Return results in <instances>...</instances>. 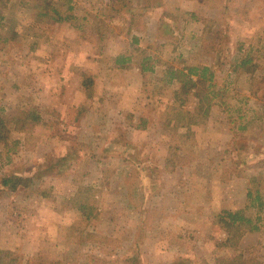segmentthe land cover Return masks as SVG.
<instances>
[{
	"label": "rangeland",
	"instance_id": "obj_1",
	"mask_svg": "<svg viewBox=\"0 0 264 264\" xmlns=\"http://www.w3.org/2000/svg\"><path fill=\"white\" fill-rule=\"evenodd\" d=\"M200 64L227 90L192 116L199 86L177 98L167 70ZM0 117L13 264H264V0H0ZM223 210L258 228L230 245Z\"/></svg>",
	"mask_w": 264,
	"mask_h": 264
},
{
	"label": "trees",
	"instance_id": "obj_2",
	"mask_svg": "<svg viewBox=\"0 0 264 264\" xmlns=\"http://www.w3.org/2000/svg\"><path fill=\"white\" fill-rule=\"evenodd\" d=\"M71 7H68L66 11ZM71 15L68 13H62L60 11L54 10V19L56 21H68L71 19ZM170 44V42L168 43ZM242 46L238 45V50L241 51ZM129 57L119 56L115 59V64H119L120 66H123L127 61H129ZM154 62L153 59L150 56H146L141 62H140V70L142 72L145 71H153L154 70ZM230 65L233 67V70H240L242 72H246L248 74H253L256 69V63L255 59L248 53L247 51H244L240 57L235 58L232 60ZM186 69H179V70H171L168 68V83H172L173 81H176L180 84L178 86V89L175 91V95L178 98L180 91L183 93H187L188 90L191 87L199 86V92L197 93L199 100L202 102L203 107L199 106L196 108L194 112H192L193 115H200L199 112L203 111V114H206L209 112L211 106L216 102L215 98L219 95L224 94L226 92V88L218 87L216 83L213 81L215 76L214 69L207 64H200V65H192L189 67H184ZM186 70V71H184ZM180 89V91H179ZM183 102L182 100L180 101ZM180 116V115H179ZM177 115V124H180V126H186L191 123V118L189 115V121L185 124L182 121L183 116L179 117ZM40 121V116L35 112L34 108L27 109L24 112H21L20 116L18 117L17 123L19 124L18 130H25L28 128L35 127L36 124H38ZM8 134H9V128L3 118L0 117V141H3L4 144H6L8 140ZM29 178L21 177L18 175H5L2 178V184L6 186L10 191H15V189L18 186H27L29 184ZM250 195V194H249ZM219 220L221 222V225L225 228V230L228 231L229 237L227 239V242L232 245L235 244L237 237L240 235L236 234L233 235L234 232L242 231L241 226L242 224L247 225L249 224L250 230H256L258 227L256 224H253L251 219L247 217L242 210H223L222 213L219 215ZM242 234V233H241ZM11 256V251L0 249V264H13L15 262L14 257ZM230 264H246L242 259L241 255L239 254L235 256L234 260L231 261Z\"/></svg>",
	"mask_w": 264,
	"mask_h": 264
},
{
	"label": "crops",
	"instance_id": "obj_3",
	"mask_svg": "<svg viewBox=\"0 0 264 264\" xmlns=\"http://www.w3.org/2000/svg\"><path fill=\"white\" fill-rule=\"evenodd\" d=\"M182 5H183V4H182ZM182 5H181V6H182ZM176 70H177V69H176Z\"/></svg>",
	"mask_w": 264,
	"mask_h": 264
}]
</instances>
